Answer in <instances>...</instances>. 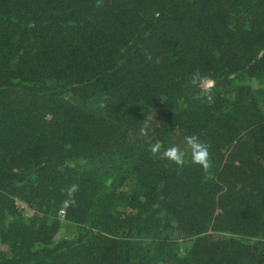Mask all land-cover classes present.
Here are the masks:
<instances>
[{"label":"trees","instance_id":"16d2710c","mask_svg":"<svg viewBox=\"0 0 264 264\" xmlns=\"http://www.w3.org/2000/svg\"><path fill=\"white\" fill-rule=\"evenodd\" d=\"M0 264H264V0H0Z\"/></svg>","mask_w":264,"mask_h":264},{"label":"clouds","instance_id":"9594fccd","mask_svg":"<svg viewBox=\"0 0 264 264\" xmlns=\"http://www.w3.org/2000/svg\"><path fill=\"white\" fill-rule=\"evenodd\" d=\"M214 82L211 80H207V88L205 91L210 89L213 86ZM148 122L146 121L144 124V127L140 129L142 135H147L148 132ZM185 143L188 146V149L190 150L191 153V162L194 165H197L201 168H207L208 163H209V153L206 148V146L200 142L199 138L196 136H187L185 137ZM161 143L156 142L155 144L152 145L151 147V152L153 154H160L164 159L171 161L175 163L178 166H182L184 163V156L185 153L178 147L176 146H171L163 151H161ZM73 191L75 190L74 188L72 189Z\"/></svg>","mask_w":264,"mask_h":264},{"label":"rangeland","instance_id":"374dc122","mask_svg":"<svg viewBox=\"0 0 264 264\" xmlns=\"http://www.w3.org/2000/svg\"><path fill=\"white\" fill-rule=\"evenodd\" d=\"M18 203H19L18 207L22 209L23 211H25V213L28 215L26 205L23 204L22 202H18ZM72 232H73L72 226H69L67 223L62 222V225H61V228L59 229L57 237L70 236ZM220 235L221 233L220 234L215 233L214 237H219ZM186 247H187V242H184V241L179 242V250L181 253L185 252Z\"/></svg>","mask_w":264,"mask_h":264},{"label":"built area","instance_id":"2783aa9c","mask_svg":"<svg viewBox=\"0 0 264 264\" xmlns=\"http://www.w3.org/2000/svg\"><path fill=\"white\" fill-rule=\"evenodd\" d=\"M17 205H19V203L17 202ZM59 216L62 217L63 216V210H59Z\"/></svg>","mask_w":264,"mask_h":264}]
</instances>
